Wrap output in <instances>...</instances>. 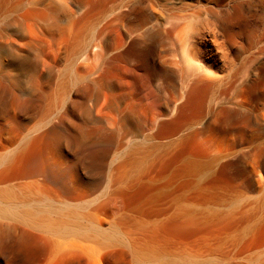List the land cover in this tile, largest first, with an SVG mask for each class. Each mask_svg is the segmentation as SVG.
<instances>
[{"label": "rangeland", "instance_id": "obj_1", "mask_svg": "<svg viewBox=\"0 0 264 264\" xmlns=\"http://www.w3.org/2000/svg\"><path fill=\"white\" fill-rule=\"evenodd\" d=\"M98 1L0 0V29L13 34L17 23L23 22L25 40L42 45V62L36 70L39 91L34 89L30 68L35 52L16 44L26 57V65L18 68L13 54L0 51V156L13 152L27 137L55 127L41 146L44 167L68 170L64 185L70 191L43 176L4 181L0 190L9 189L20 200L24 198L21 194H29L27 200L35 201L39 198L33 186L41 187L58 195L59 202L67 201L79 217L91 212L103 220L106 230L113 220H122L124 230L136 239L144 240V234L159 231L163 240L156 241V246L187 256L191 264H264V102L255 109L242 108L236 116L211 112L209 103L202 108L200 123L175 135L154 138L158 123L174 117L168 112L176 89L197 68L179 63L172 69L174 88L168 89L160 73L145 71L135 61L96 56L93 29L67 22L60 5L76 16ZM170 1L180 16L172 20L178 34L197 25L189 17L194 8L210 6L208 0ZM229 1L234 8L223 9L220 33L225 58L216 53L209 60L210 54L204 51L214 47L203 38L197 41L196 61L212 66L218 75L229 72L243 80V70L240 74L234 71L242 59L253 55L264 66V52H260L264 48V13L243 5L252 15V31L238 39L237 1ZM129 6L128 21L134 30L145 33L151 26L156 28L155 14L146 0H133ZM258 15L263 18L256 21ZM113 31L114 38L130 45L124 27L116 25ZM174 36L176 33L165 40V48L171 50ZM5 42L0 37V43ZM153 42L157 48L159 38L155 36ZM250 44L252 49L246 53ZM12 80L15 86L10 90ZM96 81L120 86L115 96L123 99L129 123L141 129L138 136L121 140L120 123L109 128L85 121L84 110L93 108L101 88ZM106 94L103 90L100 106ZM245 100H251L250 96ZM94 115L104 116L98 109ZM114 128L115 141L106 146L108 129ZM132 149L140 151L143 159L137 175L121 168ZM182 224L188 234L175 233ZM165 228L171 230L164 232ZM129 238H124V250L110 249L89 259L79 249H58L51 241L56 239L54 235L29 221L0 216V264H137Z\"/></svg>", "mask_w": 264, "mask_h": 264}, {"label": "bare ground", "instance_id": "obj_2", "mask_svg": "<svg viewBox=\"0 0 264 264\" xmlns=\"http://www.w3.org/2000/svg\"><path fill=\"white\" fill-rule=\"evenodd\" d=\"M146 1L155 14L156 28L151 26L150 30H146L145 33L134 30V26L130 25L128 21V16L132 12L131 9L128 10L129 4L133 0H99L93 7L88 10L86 7V11L76 16L68 14L65 5H60V11L67 22L78 26L87 24L93 29L92 41L96 48V56L104 55L111 60L135 61L145 71L160 73L165 79L163 81L168 89L174 88L171 78L172 69L179 63V65L189 66L193 64L196 66V73L185 79L175 91V96L172 98V108L168 112L169 117L171 115L174 117L158 123V129L153 135L154 138H160L166 134L175 135L184 128H190L200 123L202 108L209 103L211 104V112L215 110L218 113L236 116L242 108L248 110V107L252 109L254 107L255 109L258 104L264 102V66L258 65L253 55L242 59L240 68L234 69L236 74L243 70L245 73L243 80H236L229 72L226 75H218L213 71L212 66H201L196 61L197 41H201L203 38L205 42L214 47H207L204 51V53L210 54L209 60L212 61L216 57V53L222 54L225 58L226 53L224 44L220 41L222 36L220 33L223 31L221 23L225 15L223 9L229 7L233 10L234 8L233 5H230L229 0H208L209 7L199 5L198 8H194L195 11L192 10L189 17L197 20V25H193L185 34L180 32L178 34L177 28L172 26V20L180 17L179 13L175 11L176 5L173 2L170 0ZM235 1H237L235 10L239 28L236 37L240 39L244 34L248 35L252 31V15L248 11H244L243 5L254 7L255 10L264 13V0ZM200 2L198 0V3ZM258 17L255 19L256 21L263 18L261 15ZM116 25L125 28L130 45L125 46L120 40L112 36L113 27ZM174 33H176L174 36L176 39L172 43L171 50L165 48V40L172 38ZM26 36L23 22L17 23L13 34H10L6 28H1L0 37L7 42L5 44L0 43V51L6 49L13 54L14 63L18 68H23L26 65V57L16 44L26 46L35 52V59L30 68L33 73L34 89L39 91V78L36 76V70L42 62V45L34 41H26ZM155 36L159 38L157 48L153 42ZM251 49L250 44L245 52L248 53ZM260 52H264V48ZM254 72L256 74H253ZM95 85L101 88L95 95L93 108L84 110L85 121L92 125H107V127L110 126L109 128L116 126V122L120 123L122 126L119 131L121 140L130 135L138 136L141 129L129 123L128 116L122 109L123 99L115 96L116 91L120 90V86L114 82L106 83L103 81H96ZM223 85L225 87H222ZM14 86L15 82L12 80L10 90ZM103 90L107 94L103 99V102L105 100L104 104L100 106ZM246 96H250L251 100L246 101ZM97 109L98 112L103 113L102 118L94 115V111ZM258 126H261L259 122ZM108 131L106 146L112 144L116 136L115 128L108 129ZM51 132H55V127H51L36 136L27 137L21 144L19 143L20 145L13 152L0 156V183L19 177L43 176L44 179L62 184L67 191H70V188L64 185L68 170L59 171L50 169L51 167H44L45 159L41 146L46 136ZM142 161L140 151L132 149L125 161L122 162L121 168L124 171L129 169L132 175L134 173L137 175L142 169ZM122 178L123 176H120V179ZM33 188L37 190L34 191H36L39 200L28 201L27 199H30L29 194H21L20 196L24 198L20 200L19 194L11 193L9 189L0 190V216L23 222L29 221L35 227L47 231L56 237L51 241L53 244L56 242L58 249L62 247L64 250L79 249L89 259H93L110 249L124 250V238L126 236L127 238L130 237L128 242L131 247V254L137 264L142 261L146 264H191L190 258L187 256L175 255L167 246H156V241L163 240L158 234L159 231H149L143 235L144 240H142L143 238L136 239L124 230L122 220H113L111 228L106 230L102 227L103 220L96 218L91 212L79 217L78 212L72 209L67 201H62V203L58 201L60 198L58 195L44 191L45 189L42 190L41 187L39 189L37 186H33ZM29 189L31 190V188ZM169 230L171 229L165 228L164 232ZM175 233L188 234L186 225H180L176 228Z\"/></svg>", "mask_w": 264, "mask_h": 264}]
</instances>
